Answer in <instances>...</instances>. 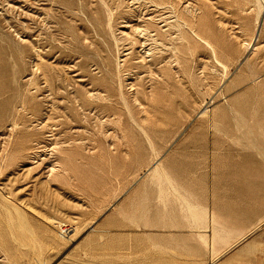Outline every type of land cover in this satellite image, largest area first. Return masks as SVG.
Here are the masks:
<instances>
[{
    "label": "rangeland",
    "instance_id": "374dc122",
    "mask_svg": "<svg viewBox=\"0 0 264 264\" xmlns=\"http://www.w3.org/2000/svg\"><path fill=\"white\" fill-rule=\"evenodd\" d=\"M156 159H264V0H0V264H264V163L214 253L136 226Z\"/></svg>",
    "mask_w": 264,
    "mask_h": 264
},
{
    "label": "crops",
    "instance_id": "0c3cea01",
    "mask_svg": "<svg viewBox=\"0 0 264 264\" xmlns=\"http://www.w3.org/2000/svg\"><path fill=\"white\" fill-rule=\"evenodd\" d=\"M263 163L264 159H156L151 164L146 178L143 177L134 188L132 211L136 226L149 227L156 231L184 229L190 226L202 228L197 225L199 223L189 208L192 206L198 212L204 211L210 216L219 203L217 190L222 186L228 187L229 195L232 196L238 189L253 187L252 178L243 181L237 176L245 174L251 177L261 173ZM158 168H162L171 181L168 179L169 182L165 180L161 183L157 180V183L153 173ZM222 174L229 175L231 179L221 182L218 177ZM157 184L161 188L160 192L163 190L162 194L160 193L162 196ZM147 185L148 195L145 199L142 195ZM172 186L178 188L180 193L177 194V190ZM233 202L237 203V199ZM234 234L236 236L237 232Z\"/></svg>",
    "mask_w": 264,
    "mask_h": 264
},
{
    "label": "bare ground",
    "instance_id": "6f19581e",
    "mask_svg": "<svg viewBox=\"0 0 264 264\" xmlns=\"http://www.w3.org/2000/svg\"><path fill=\"white\" fill-rule=\"evenodd\" d=\"M261 9H262V6L260 7ZM153 20V19H152ZM168 26V25H167ZM203 40V39H202ZM204 42H205V44H208L205 40H203ZM209 45V44H208ZM147 50V49H146ZM146 52V51H145ZM144 52V53H145ZM122 98V97H121ZM206 109V108H205ZM203 111V110H202ZM208 110L206 109V110H204L203 112H202V115L203 114H205L206 112H207ZM212 123V122H211ZM211 126V125H210ZM213 126V125H212ZM53 136V135H52ZM58 143L57 142H55V146L57 145ZM50 153H51V157H53V155L55 154V157L57 158V159H62V156L65 154V151H64V149L63 148H60V147H54L53 148V150H50ZM160 167V166H159ZM57 170H61V171H63L64 173L67 171V169H66V166L64 165V164H62V163H59V162H56L53 166H52V168H51V171H57ZM155 172L153 173V176H154V178L156 179V181L157 180H159V182H161V183H163L165 180H168L169 179V177H167L166 175H165V171L162 169V168H158L157 170L155 169L154 170ZM170 180V179H169ZM169 180H168V182H169ZM171 181V180H170ZM154 183V182H153ZM157 183H158V181H157ZM160 183V184H161ZM173 183V182H172ZM156 184V183H155ZM165 184L166 183H164V186H165ZM162 185V184H161ZM171 185V184H170ZM175 185V184H174ZM157 186H158V191H159V194L161 193L162 194V192H163V190H162V192H160L161 190H159V189H161V188H159V184H157ZM163 186V187H164ZM176 186V185H175ZM162 187V188H163ZM167 187V186H166ZM173 188H174V186H172ZM178 187V186H177ZM168 188V187H167ZM170 188V187H169ZM172 188V189H173ZM176 188V187H175ZM174 188V189H175ZM173 189V190H174ZM178 189V188H177ZM177 189H175V190H177ZM165 190V189H164ZM167 190V189H166ZM180 191V190H179ZM182 191V190H181ZM176 192V191H175ZM180 192H178V190H177V194H179ZM183 193V192H182ZM185 193V192H184ZM160 194V195H161ZM183 195V194H182ZM182 195H180V196H182ZM162 196V195H161ZM160 197V196H159ZM164 197H165V195H164ZM192 209V212L194 213V211H195V213H194V218L195 219H197V221L196 222H198L199 224H197L198 226L200 225V227L202 226V228H209V229H211L212 230V235L210 236V246H212V252H214V253H216V251H218V244H221V243H223V244H227V243H229V241H230V239H232L231 238V235H232V232L231 231H229V230H227L226 228H225V226H223V225H220L217 221H216V219H215V217H214V215H212V214H210V216L209 215H207L206 213H204V211H203V213L202 212H198L196 209H193L192 207H190V210ZM202 238L205 240V242H207L206 241V236H202ZM207 239H208V237H207Z\"/></svg>",
    "mask_w": 264,
    "mask_h": 264
}]
</instances>
